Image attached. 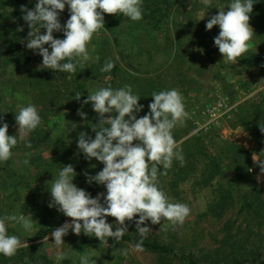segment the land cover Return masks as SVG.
I'll use <instances>...</instances> for the list:
<instances>
[{"label":"rangeland","instance_id":"obj_1","mask_svg":"<svg viewBox=\"0 0 264 264\" xmlns=\"http://www.w3.org/2000/svg\"><path fill=\"white\" fill-rule=\"evenodd\" d=\"M231 2L211 0L205 6L203 0H143L139 21L104 14L105 28L88 45L90 59L85 69L77 66L72 74L44 69L38 51L26 47L30 29L21 7L34 10L37 0H5L0 9V126L7 123L8 134L16 135L17 106L29 102L38 108L42 123L22 140L17 134L11 158L0 162V218L25 214L33 219L29 231L7 222L8 234L18 236L28 247L11 258L0 254V264H80L86 253L93 254L96 264H186L182 255L200 264H264V173L252 159L255 153L258 160H264V133L260 131L264 127V24L250 13L255 33L250 50L235 64L225 62L214 44L219 26L209 31L206 23L220 8L227 11ZM254 2L264 9V0ZM59 16L63 26L70 18L67 5ZM53 36L64 38L63 31H54ZM107 61L114 67L102 72ZM109 86H131L143 105L137 118L149 113L153 92L175 88L183 96L189 115L182 126L174 128L173 136L185 163L181 166L174 159L167 174L158 179L173 202L190 207V215L176 225L146 221L141 225L151 229L146 237L136 230L137 215L126 221L124 235L170 246L176 257L137 251L123 239L101 243L83 233L77 236L71 229L63 245L54 244L51 232L71 223L56 206L49 207L52 180L63 166L74 167L73 183L91 197L106 194L105 186L88 182V176H95L104 165L95 158L84 160L77 147L80 132L93 139L95 132L78 115L82 110L75 94L81 87L88 95ZM18 93L22 100L17 99ZM95 119L97 124V113ZM240 154L239 163L250 156L243 184L236 182L233 172V159ZM220 187L227 198L222 210L215 205ZM106 219L115 231V218ZM45 236L49 237L46 241ZM58 253L67 258L57 260Z\"/></svg>","mask_w":264,"mask_h":264},{"label":"clouds","instance_id":"obj_2","mask_svg":"<svg viewBox=\"0 0 264 264\" xmlns=\"http://www.w3.org/2000/svg\"><path fill=\"white\" fill-rule=\"evenodd\" d=\"M203 3L210 6L211 0H203ZM254 3V0H232L227 11L220 8L218 14L206 23L209 31L219 26L214 44L225 62L237 63L251 48L255 33L250 24V13ZM66 5L70 18L62 26L59 14ZM21 11L25 13L23 20L30 29L26 47L42 56L41 66L54 72L75 74L77 66L84 70L90 59L88 45L94 34L105 28L104 14H122L132 21H139L143 18V0H38L34 10L22 6ZM41 29L46 30L44 34ZM18 30L23 31V28ZM54 31H63L64 38H54ZM113 67V62L107 61L101 71L108 72ZM151 97L153 102L148 105L149 113L137 118L136 113L143 105L139 104L140 97L132 93L131 86L119 89L100 87L88 93L84 104L91 103L99 122L91 125L94 139L84 132L79 133L77 147L86 159L95 158L104 165L95 176H88V182L105 186L106 194L91 197L73 183L77 175L74 167L71 164L62 167L51 183L49 207L56 206L58 211L71 218V223L65 222L51 232L56 246L64 244L63 237L70 229L77 236L83 233L98 238L101 243H107L109 238L119 243L128 232L126 221H132L137 215L136 230L141 237L151 231L149 227L141 226L146 221L156 225L166 220L176 225L183 224L190 215V207L173 202L159 186L158 179L159 175L167 174L174 159L181 166L185 163L173 130L177 125L182 126L189 114L178 89L153 92ZM80 98L81 94L76 93L75 99ZM17 99H23L21 94H17ZM17 107L15 121L17 134L22 140L40 126L42 119L38 108L30 102ZM78 115L87 119L83 111ZM8 128L7 123L0 126V162L11 158L12 149L18 143L17 134L9 135ZM76 128L77 124L73 123V130ZM260 131L264 133V127H260ZM26 146L30 148L31 144ZM252 159L264 173V160H258L255 153ZM24 163L29 161L25 159ZM109 216L115 218V231L106 219ZM7 222L29 231L33 228V219L25 214L0 218V254L11 258L28 244L18 236L8 234ZM48 239V236L44 237L45 241ZM142 245L143 239L135 249L142 251ZM122 254L127 255V250H122ZM92 257V253L81 255L80 264H96ZM66 258L65 253H58L56 257L57 260Z\"/></svg>","mask_w":264,"mask_h":264},{"label":"trees","instance_id":"obj_3","mask_svg":"<svg viewBox=\"0 0 264 264\" xmlns=\"http://www.w3.org/2000/svg\"><path fill=\"white\" fill-rule=\"evenodd\" d=\"M18 3H29L32 2L34 0H17ZM38 2V0H37ZM5 0H0V9H3L5 6ZM65 12V9L63 12L60 13L63 14ZM252 14L261 22L264 24V9L260 8V5H258L256 2L253 5V11ZM60 17V16H59ZM78 71V69H77ZM78 93L81 94V98L80 100H78L79 105L81 107V110L86 114L87 119L85 120L86 123H88V125L91 127L92 124H96V112L93 110L91 103L88 104H84V100L87 99V95H85L83 93V87L79 88ZM84 119V118H83ZM252 126L254 125V123H251ZM237 155L234 157L233 159V172H234V178L236 180L237 183L239 184H243L245 182H247V173H248V169L250 166V156L246 157L245 162L244 163H239L238 161V157L241 156ZM84 160H86V158H84ZM219 200L218 203H216L215 205L217 206V208L219 210H222L225 206H226V202H227V198L225 197V191L222 187L219 188ZM125 242L130 243L132 245H136L137 243H139L141 241V239H135V238H131L128 236H123L122 238ZM143 249H146L147 251L154 253V254H158V255H166V256H173L176 257L177 253L174 251L173 248H171L170 246L164 245V244H160L158 242H152L149 240H143V245H142ZM182 259L186 264H200L199 262H197L195 259L192 258V256L190 255H182Z\"/></svg>","mask_w":264,"mask_h":264}]
</instances>
